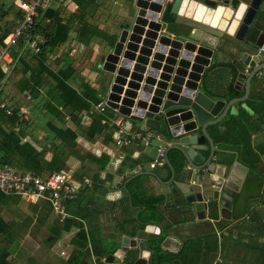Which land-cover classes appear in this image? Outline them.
<instances>
[{"label": "crops", "instance_id": "0c3cea01", "mask_svg": "<svg viewBox=\"0 0 264 264\" xmlns=\"http://www.w3.org/2000/svg\"><path fill=\"white\" fill-rule=\"evenodd\" d=\"M56 1V4L51 6L61 7L62 19L66 20L74 14L79 16L80 13L85 16L84 19L77 18L72 23L67 41L48 55L47 63L51 69L57 70L66 64L65 60L70 62L74 72L67 80V84L80 94L83 86L87 84L97 91L100 102L106 101V93L102 89L107 88L109 75L101 71L98 62L111 47L112 37L117 40L120 26L129 20L132 14L131 1L96 0L94 5H90L85 10H79L72 0ZM81 23L94 26L99 33H94L89 41H80L76 30ZM191 32L212 44L211 47L215 50L210 58L209 67L202 75L200 85L203 91L225 102L232 99L231 88L235 92H241L243 96L244 85L241 86V90L235 88L237 75L234 66L235 57L230 54L234 46L222 39H215L194 30ZM30 56L27 55L25 59L28 61ZM5 68L8 79L0 86L1 105L19 108L26 106L27 116L24 120L27 126L24 128L22 142L30 143L36 150L43 151L44 161L49 162L52 158V147L64 146L50 128V125L56 124V118L46 104L48 93L51 89H55V85L50 82L41 89L37 98L27 99L26 93L22 94L17 89V82L23 75L21 64L16 69H13V65ZM249 97L257 100L264 98V79L255 78L252 81ZM20 102L22 103L19 104ZM241 110L248 114L245 127L252 130L248 149L259 158L255 167L245 163V146L239 142V134L234 142L225 138L227 117L237 115ZM93 111H96L94 106L91 111L81 114V124L84 127L89 126ZM257 117L256 112L250 110L245 101L229 110L222 119L223 126L220 129L216 127L208 129L214 145L208 166L227 171L228 193L222 212L219 213L214 209L201 222H189L177 213L173 197L169 194V187L165 186L171 175V169L166 164L150 167L151 171L143 169L144 165H150L154 160L145 150H140L138 144L140 140H137L136 147L132 144L127 147L132 150V159L137 165L132 172L125 171L124 174H119V170L123 167L124 155L121 152L122 148L115 144V132L112 133V141L105 143L104 134L95 141L89 142L83 137L82 130L78 131V136L71 145L77 155H69L65 168L61 170L68 172L79 188L76 197L65 204L66 211L75 218L70 219L74 220L76 225L67 232H62L60 237L55 236L57 239L54 243H48L47 246L42 242L53 235L50 234L52 226L57 225L61 228L64 221L56 218L48 208L31 205L14 196H9L5 200L0 198V217L4 222L11 223L13 230H18L22 224L26 231L23 236L30 234L31 231H39L42 236L39 242H34L37 258L31 257L30 251L23 245L24 241L20 242L19 239L7 259L13 264H66L74 251L72 241L79 231L85 233L86 249L89 251L79 264L96 263L91 248V237L102 250L109 252L113 250L110 254L114 253L119 249L122 237H132L138 226L136 218L140 210L131 206L130 199L122 187L123 179L129 177L127 182L136 179L144 195L163 197L154 219L156 221L154 223L163 231L160 243V249L163 251L179 254L184 246H189L185 258L186 264H264V126H257ZM68 120L65 119L64 126L73 129ZM123 122L125 131H144L143 125L137 122L131 120ZM110 125L114 124L110 123ZM206 144L208 145V142ZM166 145H171V142L168 141ZM103 156L107 161L102 168L105 162ZM167 156L171 168L178 173L182 168L180 153L173 155L177 156V164L169 159V153ZM204 156L205 159L208 158L209 150ZM133 176L135 177L130 179ZM83 177L91 181V187L82 183ZM19 208L26 210L25 213H20ZM156 231L159 230L155 228L147 230L154 235L157 234ZM26 244L29 246L31 243L26 242ZM0 245H4L3 242H0ZM0 250H3L1 246ZM104 259H102L103 263Z\"/></svg>", "mask_w": 264, "mask_h": 264}, {"label": "water", "instance_id": "95a60500", "mask_svg": "<svg viewBox=\"0 0 264 264\" xmlns=\"http://www.w3.org/2000/svg\"><path fill=\"white\" fill-rule=\"evenodd\" d=\"M130 1L129 20L98 62L109 75L102 89L105 104L155 135L138 141L140 150L160 161L158 150L164 148V164L171 169L165 186L177 213L189 222H201L214 209L222 212L228 193L227 171L208 166L214 148L208 129H220L229 110L249 98L252 81L264 79V0ZM199 10L202 19L196 18ZM192 30L234 46L235 88L244 85L243 96L225 102L203 91L202 75L215 50ZM172 149L182 157L178 173L169 164ZM143 169L151 171L149 164ZM149 228L159 231L154 235ZM162 232L155 223L144 224L132 237L123 236L104 264H151L149 241ZM56 239L51 235L47 242Z\"/></svg>", "mask_w": 264, "mask_h": 264}, {"label": "trees", "instance_id": "16d2710c", "mask_svg": "<svg viewBox=\"0 0 264 264\" xmlns=\"http://www.w3.org/2000/svg\"><path fill=\"white\" fill-rule=\"evenodd\" d=\"M28 1V0H24ZM78 6L79 10H85L90 5H94L96 0H72ZM15 0H0V44L7 34H9L16 25L20 22L22 10L15 4ZM55 2V0H54ZM84 14H74L68 19L64 20L61 17V7L53 8L52 6L45 11H38V16L35 19L36 27L33 32H30V37L36 35L39 37L40 53L33 54L26 48V41L21 40L16 48L11 52L13 58V69H16L21 64L22 77L17 82V89L20 93H28L31 99L37 98L41 89L47 86L50 82L54 83L55 89L49 91L47 98V107L56 118V124L50 125L55 135L63 142V148L53 146L51 149L52 158L49 162L43 159V151L36 150L30 143L22 142L24 135V128L27 122L18 116L19 107H1L0 99V166H7L16 171L32 172L41 177H48L49 175L59 172L65 168V162L69 155L76 156V150L71 147L72 143L78 136V131L82 130V135L85 140L89 142L95 141L101 134H104L103 142L112 141V133L116 128L110 125L109 119L113 116V110L106 108L105 112L100 114L97 111L91 113V122L89 126L84 127L81 122V114L83 112L91 111L92 107L99 104L97 98V91L85 84L82 93L76 92L68 84L67 80L71 76L73 69L70 62L65 60V65L60 66L57 70H53L48 65V55L53 53L58 47L63 45L69 36L72 29V23L77 18L84 19ZM80 41L88 40L93 36L96 31L94 26L81 23V26L76 30ZM29 38V37H28ZM113 37L110 45L113 46L115 40ZM31 53V54H29ZM31 55L27 61L25 57ZM29 72V74H28ZM28 75H27V74ZM7 72L6 68L0 67V86L6 81ZM241 92H235L231 88L230 98L241 97ZM246 104L249 109L256 112L257 126H264V98L261 100L248 98ZM9 111V114L6 112ZM68 118L73 126V129L64 126L65 119ZM248 120V114L241 110L237 115L229 116L226 119L225 138L232 142L236 141L239 134V142L245 146L244 152L246 154L245 163L251 167H255L256 162L259 160L256 154L249 151V138L251 129L245 127ZM59 125V127L57 126ZM108 130L111 133H105ZM132 145L137 146V140H133ZM131 146V145H130ZM124 155L123 167L119 170V174H124L125 171L132 172L137 162L132 159V150L127 146L120 147ZM169 159L176 163L177 156H173L177 151L170 150ZM106 157L103 156L104 160ZM102 164V168L105 166ZM177 164V163H176ZM129 177L123 179L122 187L129 197L131 206L139 209L136 222L138 224L136 229L143 228L146 223H156L154 220L157 215V208L163 197L161 196H146L144 195L139 183L136 179L127 180ZM6 196L0 192V198L5 200ZM15 197V196H14ZM17 199H20L16 197ZM27 203V202H26ZM43 208H47L42 203H29ZM49 210V209H48ZM0 242L4 245L2 251L0 250V264H13L7 258L10 252L15 248L16 241L23 237L26 232L23 225L20 224L18 230H13L11 223L4 222L0 217ZM76 225L74 220H64L63 226L59 228L57 225L52 226L50 234L60 237L62 232H67L71 227ZM26 223L24 224V227ZM162 236L151 239L149 242V249L153 250L151 257V264H186L185 258L189 246H184L179 254H170L160 249ZM43 244L48 245L46 239ZM74 251L70 255L66 264H79L81 259L89 254L86 249L87 237L83 231L76 233L72 241ZM92 253L95 255V264H104L102 259L109 255L113 250L104 251L91 237Z\"/></svg>", "mask_w": 264, "mask_h": 264}, {"label": "built area", "instance_id": "2783aa9c", "mask_svg": "<svg viewBox=\"0 0 264 264\" xmlns=\"http://www.w3.org/2000/svg\"><path fill=\"white\" fill-rule=\"evenodd\" d=\"M58 1L66 2L67 0ZM52 2H54V0H15L14 4L22 10V16L20 22L5 36L0 44V67L12 65L13 58L11 52L21 40L26 41V48L30 50L31 53H40L39 37L36 35L30 37V32H33L36 27L35 19L38 16V11L47 10L51 7ZM26 98L30 99L28 93H26ZM105 102L106 101H101L94 106L98 113L102 114L105 112L107 108ZM1 107H4V105H1ZM6 112L9 114V111ZM18 116L23 119L27 116L26 106L19 108ZM125 120L126 119L118 115L116 110H113V116L109 119L110 123L114 124L116 127L115 144L117 147H129L133 140H147L150 134L155 136L150 132L145 133V131H125L123 128V121ZM157 157L161 160H154V162L150 164L151 168H154L156 165L160 166L164 163V148H159ZM82 183L87 187H91L92 185L91 181L84 177L82 178ZM78 190V186L75 185L71 179V175L66 171H59L48 177H41L32 172H21L7 166H0L1 193L18 197L27 203H42L60 221L70 218L75 219L66 211L65 204L76 197Z\"/></svg>", "mask_w": 264, "mask_h": 264}, {"label": "rangeland", "instance_id": "374dc122", "mask_svg": "<svg viewBox=\"0 0 264 264\" xmlns=\"http://www.w3.org/2000/svg\"><path fill=\"white\" fill-rule=\"evenodd\" d=\"M56 2L57 1L52 2V4L54 5V4H56ZM21 103L22 102H20L19 104H21ZM19 210H20V213H25V211H26V210H23L20 208H19ZM49 211L47 212L48 215H50V213H51V211H50V213H49ZM38 234H39V231H31L30 234L28 233V235L26 234V236L24 235L22 237V239H20V242L24 241L23 245H25L26 250L30 251L31 257H35V258H37V254L34 252L35 247H36V244H34V242H36V243L39 242L40 238L42 237L40 234H39L40 236ZM26 242L31 243V244H29V246H27L28 244H26Z\"/></svg>", "mask_w": 264, "mask_h": 264}, {"label": "bare ground", "instance_id": "6f19581e", "mask_svg": "<svg viewBox=\"0 0 264 264\" xmlns=\"http://www.w3.org/2000/svg\"><path fill=\"white\" fill-rule=\"evenodd\" d=\"M219 14V13H218ZM217 14V16H218ZM197 19H202V10H199L197 15H196ZM217 18H215L214 22L216 21ZM205 20H208V17L205 18Z\"/></svg>", "mask_w": 264, "mask_h": 264}]
</instances>
